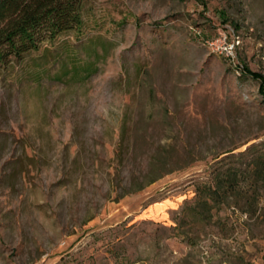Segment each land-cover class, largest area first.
I'll return each instance as SVG.
<instances>
[{"label": "rangeland", "instance_id": "rangeland-1", "mask_svg": "<svg viewBox=\"0 0 264 264\" xmlns=\"http://www.w3.org/2000/svg\"><path fill=\"white\" fill-rule=\"evenodd\" d=\"M83 19L0 66V264H264V0Z\"/></svg>", "mask_w": 264, "mask_h": 264}, {"label": "trees", "instance_id": "trees-1", "mask_svg": "<svg viewBox=\"0 0 264 264\" xmlns=\"http://www.w3.org/2000/svg\"><path fill=\"white\" fill-rule=\"evenodd\" d=\"M84 1L0 0V66L12 59L20 60L69 32L81 34ZM81 68L72 70L75 77H88L92 72L90 64ZM250 74L260 81V93L264 96V77ZM229 175L228 181L233 180Z\"/></svg>", "mask_w": 264, "mask_h": 264}, {"label": "built area", "instance_id": "built-area-1", "mask_svg": "<svg viewBox=\"0 0 264 264\" xmlns=\"http://www.w3.org/2000/svg\"><path fill=\"white\" fill-rule=\"evenodd\" d=\"M207 44L212 51H219L220 53H224V55L229 58L234 57V43L227 42L226 36L214 38L208 41Z\"/></svg>", "mask_w": 264, "mask_h": 264}]
</instances>
